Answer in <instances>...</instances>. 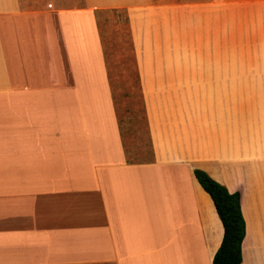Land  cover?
<instances>
[{
  "label": "crops",
  "instance_id": "1",
  "mask_svg": "<svg viewBox=\"0 0 264 264\" xmlns=\"http://www.w3.org/2000/svg\"><path fill=\"white\" fill-rule=\"evenodd\" d=\"M60 3L0 0V264H212L195 169L264 264V0ZM107 55L141 91L128 148Z\"/></svg>",
  "mask_w": 264,
  "mask_h": 264
},
{
  "label": "trees",
  "instance_id": "2",
  "mask_svg": "<svg viewBox=\"0 0 264 264\" xmlns=\"http://www.w3.org/2000/svg\"><path fill=\"white\" fill-rule=\"evenodd\" d=\"M193 173L201 188L210 196L223 226V238L212 264H241L245 221L241 212L240 194L228 192L199 169Z\"/></svg>",
  "mask_w": 264,
  "mask_h": 264
},
{
  "label": "rangeland",
  "instance_id": "3",
  "mask_svg": "<svg viewBox=\"0 0 264 264\" xmlns=\"http://www.w3.org/2000/svg\"><path fill=\"white\" fill-rule=\"evenodd\" d=\"M73 1V3H72ZM79 0H61V8L78 6ZM122 18V17H120ZM124 34V30H123ZM116 57H114L115 60ZM109 60V78L113 90L114 99L116 101L117 119L122 135L125 140V146L128 148L131 145L130 134L141 133L146 131L145 115L143 104L141 100V91L136 86L135 72L132 66V59L129 58L124 61L128 65L127 79H123V73L115 71V64H112L113 57L107 55ZM128 158L135 160L136 157L132 156L129 152Z\"/></svg>",
  "mask_w": 264,
  "mask_h": 264
}]
</instances>
